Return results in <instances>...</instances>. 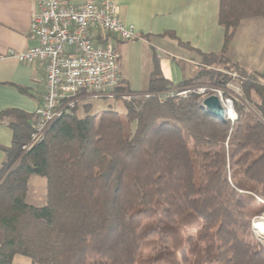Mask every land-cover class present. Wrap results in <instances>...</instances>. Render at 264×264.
Masks as SVG:
<instances>
[{"label":"trees","instance_id":"obj_1","mask_svg":"<svg viewBox=\"0 0 264 264\" xmlns=\"http://www.w3.org/2000/svg\"><path fill=\"white\" fill-rule=\"evenodd\" d=\"M217 1L220 52L167 34L200 59L174 92L186 95L169 96L173 86L153 54L145 90L115 89L128 97L124 119L111 110L78 118L75 109L23 154L34 122L0 113L13 120L0 167V264L15 256L33 264H264L252 228L264 213V75L228 57L240 23L264 19V0ZM233 82L254 112L240 101L236 120H218L197 89ZM30 175L46 180L43 207L25 201Z\"/></svg>","mask_w":264,"mask_h":264},{"label":"crops","instance_id":"obj_2","mask_svg":"<svg viewBox=\"0 0 264 264\" xmlns=\"http://www.w3.org/2000/svg\"><path fill=\"white\" fill-rule=\"evenodd\" d=\"M35 11L34 0H0V113L20 111L30 125L37 118L45 93L43 66L38 62L21 64L5 54L9 50L23 52L37 47L29 33ZM217 14V0H118L119 20L133 26L137 34L133 41L110 38L118 55L120 82L130 89L128 75L123 77L124 63H134L143 75L147 73L143 77L148 82L152 56L156 54L162 76L177 90L178 85L174 84L194 77L200 59L179 47L167 34L203 53H218L223 45V29L218 25ZM228 57L244 70L264 75V19L240 23L229 45ZM11 119L0 121V167L5 160L4 150L12 144ZM11 264L33 263L26 257L15 256Z\"/></svg>","mask_w":264,"mask_h":264},{"label":"built area","instance_id":"obj_3","mask_svg":"<svg viewBox=\"0 0 264 264\" xmlns=\"http://www.w3.org/2000/svg\"><path fill=\"white\" fill-rule=\"evenodd\" d=\"M34 1L36 11L31 16L29 33L37 47L23 52L9 50L5 54L6 58L25 65L38 62L45 72L42 105L29 139L20 144L23 154L40 144L58 120L72 115L81 101L113 99L111 93L120 79L118 55L110 38L124 42L137 38L135 28L119 20L118 0ZM228 75L236 78L235 73ZM174 92L169 96H184L189 91ZM197 93L201 102L211 95L218 97L225 118L236 120L233 101L240 103L239 99H224L221 90L215 87L199 88Z\"/></svg>","mask_w":264,"mask_h":264},{"label":"rangeland","instance_id":"obj_4","mask_svg":"<svg viewBox=\"0 0 264 264\" xmlns=\"http://www.w3.org/2000/svg\"><path fill=\"white\" fill-rule=\"evenodd\" d=\"M179 51L183 52L181 49H179ZM156 52L159 53L160 55L164 56V53L160 52V50H157ZM192 55H193V57L198 58V56L196 54H192ZM136 68L137 67L134 65V63H131V64H129V63L125 64L124 63L123 64V77H126V74H127L129 77L130 89L132 91L138 92V91H142V90L146 89V87H147V81H145V79L143 77V76L147 75V73H145L143 75V73L138 71V69H136ZM198 70H199V68L194 69V71H196V72H198ZM220 72H223V71H220ZM178 83L174 84V86L178 85ZM204 84L205 85L201 87L204 90L205 89L206 90H214L213 86L208 85L207 83H204ZM229 84L230 85L228 87L226 85L225 87H215V88H219V90H221V93H222L224 99H227V98H231L232 100H234V99L238 100L239 99L240 101H243V103L246 105L247 110L254 112V109L252 108V106H250L248 103H246L242 99L240 91H237L238 85L236 84V82L235 83L234 82L229 83ZM120 86H124V84L122 83ZM173 92H174V89H173ZM111 95H113V99L87 98L86 100L81 101L76 108L75 115L78 118H83L86 115H95V114L102 113L103 111L111 110V111L117 112L119 114V116L122 119H124L125 110H124V106H123V101L128 100V97H126V94H120V93L115 92V89L112 91ZM253 99H255V98L253 97ZM233 102H234L233 103L234 106H235V103L238 104V102H236L235 100ZM234 110H235V108H234ZM25 201L27 204L35 206V207H43L46 204V180L44 177L37 176V175H30L29 176L28 181H27V192H26ZM261 218L262 217H257L252 221V228L254 226V223L257 221H261L264 224V218L263 219H261ZM174 229L177 230L179 235L185 236V233H184L185 230H184L183 226L175 224ZM253 233H254V231H253ZM188 234L195 238L196 237V230L191 229L188 231ZM254 235H255V233H254ZM256 238H257V236H256ZM259 241L264 245V243L261 240H259ZM189 249H192V247H190ZM142 256H145L144 252L142 253ZM188 257H189L190 262H191L194 260L195 255L192 252H190L188 254Z\"/></svg>","mask_w":264,"mask_h":264},{"label":"water","instance_id":"obj_5","mask_svg":"<svg viewBox=\"0 0 264 264\" xmlns=\"http://www.w3.org/2000/svg\"><path fill=\"white\" fill-rule=\"evenodd\" d=\"M201 106L202 108L211 116H213L214 118L218 119V120H224L225 119V110L221 105L220 100L218 99V97L211 95L208 97H205L202 102H201ZM264 218V213L262 215V218ZM253 231L255 233V235L257 236V238L259 240H261L258 236V234L256 233L255 227L253 226ZM262 241V240H261ZM263 242V241H262ZM264 243V242H263Z\"/></svg>","mask_w":264,"mask_h":264},{"label":"bare ground","instance_id":"obj_6","mask_svg":"<svg viewBox=\"0 0 264 264\" xmlns=\"http://www.w3.org/2000/svg\"><path fill=\"white\" fill-rule=\"evenodd\" d=\"M254 227L259 238L264 242V224L261 221H257L254 223Z\"/></svg>","mask_w":264,"mask_h":264}]
</instances>
